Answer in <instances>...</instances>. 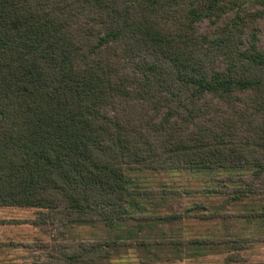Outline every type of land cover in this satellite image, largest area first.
<instances>
[{
	"label": "trees",
	"instance_id": "trees-1",
	"mask_svg": "<svg viewBox=\"0 0 264 264\" xmlns=\"http://www.w3.org/2000/svg\"><path fill=\"white\" fill-rule=\"evenodd\" d=\"M262 18L264 0H0V206L108 229L34 264H117L143 219L192 215L140 213L130 171L212 170L209 197L264 195ZM204 206L187 217L244 215Z\"/></svg>",
	"mask_w": 264,
	"mask_h": 264
},
{
	"label": "rangeland",
	"instance_id": "rangeland-1",
	"mask_svg": "<svg viewBox=\"0 0 264 264\" xmlns=\"http://www.w3.org/2000/svg\"><path fill=\"white\" fill-rule=\"evenodd\" d=\"M260 24L264 33V18L260 20ZM199 28L207 30L208 22L201 21ZM222 175V173L212 170L130 171L133 186H143L149 192L144 195V199L140 203V213H165L180 216H184L186 213H193V215L200 213L202 208H197L196 211L189 210L194 203L200 202V200H203L208 209H221L227 206L230 199L221 195L209 197L201 189L209 188V186L218 188L220 183L218 180L222 178ZM164 190H167V193H162ZM189 190H201V193L188 192ZM233 207L234 209L239 208L238 205ZM134 211L138 210L134 209ZM31 218H38L37 209L0 206V222L4 221L0 223V264H34L38 259L43 260L50 251V248L42 245H51L55 241L65 239H100L108 235V229L101 223L53 227L50 224L34 226L29 223L17 222ZM178 220L180 218L171 222L164 220L168 225L161 222L155 225L158 226L160 234H163L161 237H175L173 236L175 229L183 224ZM164 229L166 233H164ZM121 252L125 253L126 249L119 250L115 254ZM257 252L260 256H264V247L257 249L255 253ZM217 258L218 256L213 255L207 257L208 260Z\"/></svg>",
	"mask_w": 264,
	"mask_h": 264
},
{
	"label": "crops",
	"instance_id": "crops-1",
	"mask_svg": "<svg viewBox=\"0 0 264 264\" xmlns=\"http://www.w3.org/2000/svg\"><path fill=\"white\" fill-rule=\"evenodd\" d=\"M234 205H238L240 209H234ZM204 208L206 212L213 210L205 206ZM220 210L223 213L244 215L222 219L187 217L192 216V213L181 217L178 221L183 224L175 229V237L172 238L178 243H175L172 249L166 244L141 243L142 240L156 242L170 239L161 237L163 234H160L158 226H155L160 222L168 225L164 220L143 219L140 222L143 224L142 229L134 231L137 242L127 246L125 253L115 254L113 260L117 264H264V256H260L259 252L255 253L257 249L264 247V195L244 201L228 202L227 206ZM136 224L135 220L129 222L132 226ZM235 237L239 238L242 244L239 249H233L231 242H228ZM197 239H205L206 242H192ZM209 255L218 258L208 260ZM232 255L236 257L231 258Z\"/></svg>",
	"mask_w": 264,
	"mask_h": 264
}]
</instances>
